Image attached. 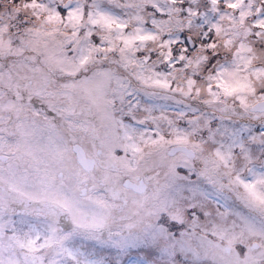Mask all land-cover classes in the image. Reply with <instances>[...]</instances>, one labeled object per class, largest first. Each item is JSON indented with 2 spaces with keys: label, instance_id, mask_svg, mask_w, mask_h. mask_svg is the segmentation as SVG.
Listing matches in <instances>:
<instances>
[{
  "label": "snow or ice",
  "instance_id": "snow-or-ice-1",
  "mask_svg": "<svg viewBox=\"0 0 264 264\" xmlns=\"http://www.w3.org/2000/svg\"><path fill=\"white\" fill-rule=\"evenodd\" d=\"M0 264H264V0H0Z\"/></svg>",
  "mask_w": 264,
  "mask_h": 264
}]
</instances>
